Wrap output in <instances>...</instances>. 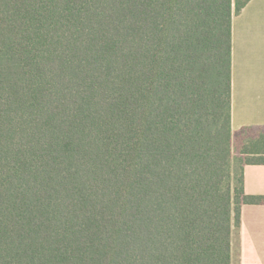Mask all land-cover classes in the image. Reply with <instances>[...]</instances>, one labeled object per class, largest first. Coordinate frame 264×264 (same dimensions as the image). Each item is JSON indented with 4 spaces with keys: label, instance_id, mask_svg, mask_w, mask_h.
<instances>
[{
    "label": "trees",
    "instance_id": "1",
    "mask_svg": "<svg viewBox=\"0 0 264 264\" xmlns=\"http://www.w3.org/2000/svg\"><path fill=\"white\" fill-rule=\"evenodd\" d=\"M249 1L0 0V264H239Z\"/></svg>",
    "mask_w": 264,
    "mask_h": 264
},
{
    "label": "crops",
    "instance_id": "2",
    "mask_svg": "<svg viewBox=\"0 0 264 264\" xmlns=\"http://www.w3.org/2000/svg\"><path fill=\"white\" fill-rule=\"evenodd\" d=\"M231 128L264 132V0H250L231 27ZM246 195L264 196V165L243 169ZM239 264H264V205L240 212Z\"/></svg>",
    "mask_w": 264,
    "mask_h": 264
},
{
    "label": "rangeland",
    "instance_id": "3",
    "mask_svg": "<svg viewBox=\"0 0 264 264\" xmlns=\"http://www.w3.org/2000/svg\"><path fill=\"white\" fill-rule=\"evenodd\" d=\"M258 133H260V132L256 131V130H247V131H245L244 135L241 138L237 139L236 137H234V140H233V150H234L233 152L234 153L233 154L238 155L239 150L237 148H239L240 146L238 147L239 144H237V143H238V141H240V139L245 140L247 137H254Z\"/></svg>",
    "mask_w": 264,
    "mask_h": 264
}]
</instances>
